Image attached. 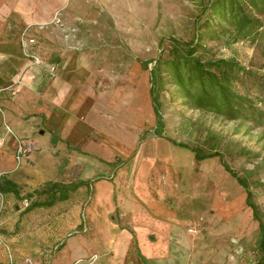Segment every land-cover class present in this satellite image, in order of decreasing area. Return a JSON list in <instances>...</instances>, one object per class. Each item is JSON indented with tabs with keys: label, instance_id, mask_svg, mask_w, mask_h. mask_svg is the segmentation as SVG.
I'll list each match as a JSON object with an SVG mask.
<instances>
[{
	"label": "rangeland",
	"instance_id": "1",
	"mask_svg": "<svg viewBox=\"0 0 264 264\" xmlns=\"http://www.w3.org/2000/svg\"><path fill=\"white\" fill-rule=\"evenodd\" d=\"M132 1V7H113L111 24L96 31L98 49H109L110 54L98 56L106 71L93 77L115 95L101 98L100 121L95 120V125L88 118H92V105L84 103L82 124L71 137L64 136L63 31L50 22L53 16L44 20L43 27L38 24L43 21H38L22 30H43L39 42L43 45L37 50L41 63L56 65L55 72L50 66L43 71L47 86L42 93L49 91L52 114L35 117L25 107L21 112L16 103L17 77L0 85V134L6 121L14 130L9 141L0 145V181L8 176L18 188V192L0 191V264H61L64 259L62 264H131L133 255H139L138 264H257L259 221L252 204L246 202V193L249 189L250 202L256 204L264 222V2ZM243 16L258 18L259 26L239 29ZM170 36L197 42L196 53L202 59L233 58L240 70L231 88L246 94L260 111L245 107L240 116L230 117L200 106L199 82L186 89V70L179 74L162 64L157 85L165 126L164 135H156L151 69L166 51L161 38L166 37V46ZM104 60L110 64H103ZM129 60L132 63L127 66ZM20 139L33 142L21 159L15 151ZM172 139L198 146L204 153L218 150L223 160L219 155L198 159L194 150ZM105 179L111 181L112 201L107 215L101 217L106 224L96 225L92 216L95 193ZM69 185L77 186L68 190L67 201L70 206L81 203L84 219L77 230L61 227L65 221V215H57L61 208L36 205ZM133 205L150 216H173V229L163 236L146 230L153 243L150 251L141 247L144 254L124 243L130 227L126 215ZM108 220L117 223L111 227ZM76 234L80 235L70 239L72 248L63 245ZM76 239L86 247L93 243L96 249L73 260Z\"/></svg>",
	"mask_w": 264,
	"mask_h": 264
},
{
	"label": "crops",
	"instance_id": "2",
	"mask_svg": "<svg viewBox=\"0 0 264 264\" xmlns=\"http://www.w3.org/2000/svg\"><path fill=\"white\" fill-rule=\"evenodd\" d=\"M132 2V0H0V85L9 83L11 79L14 80L16 77L17 80L20 79L16 103L21 112L24 113L23 107H25L34 112L35 117L51 116L52 114V109L47 101L49 91L42 93L44 86H47L43 80V71L45 68H49L50 64L47 61L40 63V65L31 64L25 57L20 35L29 23L49 20L54 11L60 9L64 23L68 27H77L73 36L68 40L64 38V136L71 137L78 134L80 124H82L83 104L86 102L92 105V118L90 115L88 117L92 124L95 125V120L100 121L101 98L110 99L115 93L113 89H102L97 82L98 78L94 79L93 77L98 72L104 73L106 71V66L101 67L98 56H109L110 54L109 49H105V52L98 49L100 41H98L96 31H98L99 26H104V29H107L108 25L111 24L110 20L113 21V17L110 14H112L113 7H132ZM42 32L43 30L38 27H33L31 30V33L38 37L40 43H42L40 37ZM105 40L108 42V37ZM127 63L125 64L128 66L132 61L129 60ZM103 64L108 65L110 63L104 60ZM11 135L12 133L6 135L5 143L9 141ZM16 148L17 143L15 151ZM110 182L107 179L100 181L96 189L92 213L96 225H104L107 222L101 217L107 215L106 207L112 201ZM69 197L70 195L65 202V199H59L58 202L56 200V203L54 202L49 206H54L55 209L61 208V212L57 214L61 217L65 215V221L61 227L67 230H77L78 227L84 225L80 211L81 203L77 202L76 205L70 206L69 201H67ZM139 208L140 206L133 205L129 210L130 213L126 215L130 227L124 233V243L131 248L138 247L143 253L141 247L150 251L153 243L147 237L146 230H157L163 236L164 232L172 231L173 226L170 221H172L173 216L169 214H161L160 217L150 216L144 209ZM97 218L99 220L104 219V222H97ZM108 222L110 226L117 223L114 220H108ZM79 235L76 234L67 238L63 245L72 248L70 239ZM76 241L78 242V250L73 260L96 249L93 243H89L86 247L85 243H81L79 239ZM141 252H139L140 255L146 256ZM56 256L54 260L57 259ZM138 257L139 255L129 257L131 264H138ZM64 262L66 259L61 261V264Z\"/></svg>",
	"mask_w": 264,
	"mask_h": 264
},
{
	"label": "trees",
	"instance_id": "3",
	"mask_svg": "<svg viewBox=\"0 0 264 264\" xmlns=\"http://www.w3.org/2000/svg\"><path fill=\"white\" fill-rule=\"evenodd\" d=\"M258 1L264 2V0H252L253 4H257ZM259 21L260 20L256 17L249 18L247 16H243L238 28H246V30L250 31L252 30V25L259 26ZM169 38L170 41L166 46L164 43L166 37L161 38L160 45L166 49L165 52L168 53L166 54L165 52H161L155 65L151 69L150 92L157 119L155 125L156 134L164 135L163 129L165 126L159 87L157 85V82L160 83L162 78V64L172 66V69L176 70L179 74H181L182 69L186 70L185 72L189 77V84L184 85L186 89L193 87L194 83L199 82L201 88L198 91L196 98L197 104L200 106L216 109L230 117L240 116L245 107L250 110L260 111L259 106L246 94L238 93L231 88V82L238 77V72L240 70V67L233 58L220 57L217 59H202L196 53L198 50L197 42L183 41L174 36H170ZM188 94H190V89L188 90ZM172 140L181 146L190 147L195 151V155L198 159L219 155L220 160H223V154L218 150L204 153L198 146L190 145L185 141L175 139ZM231 172L247 189V183L243 181L241 175L233 169ZM76 186L77 185H69L64 189H60V193H54L51 195L49 200L39 201L36 205H52L56 200L68 197V190L75 189ZM3 190H13L18 192L17 183L12 178L4 176L3 180L0 181V191ZM250 196V190L247 189L246 202L248 204H252L253 214L258 219L260 228V238L258 240V244L261 255L258 258L257 264H264V222L258 216L256 204L250 202Z\"/></svg>",
	"mask_w": 264,
	"mask_h": 264
},
{
	"label": "built area",
	"instance_id": "4",
	"mask_svg": "<svg viewBox=\"0 0 264 264\" xmlns=\"http://www.w3.org/2000/svg\"><path fill=\"white\" fill-rule=\"evenodd\" d=\"M50 22L57 23L61 27V29L63 31L64 38L66 40H68L71 36H73V34H75V32L77 31L76 26L68 27L63 22L62 14H61L60 10H56L54 12V15H53ZM38 24H40L39 26L43 27V26H45V24H47V22L43 21V22H39ZM20 42H21V44L25 50V53L30 58H34L35 62L37 64L42 62V58L37 52L38 47L40 45L39 40L35 34L28 32L27 29H25L21 34ZM50 70H51V72H55L56 65L51 64ZM4 127H5V133L0 134V145H3L5 143L7 134L14 133L13 127L7 121L5 122ZM32 147H33L32 141H29L26 139L18 140L17 148H16L17 157L19 159H21L24 155H26L32 149Z\"/></svg>",
	"mask_w": 264,
	"mask_h": 264
},
{
	"label": "water",
	"instance_id": "5",
	"mask_svg": "<svg viewBox=\"0 0 264 264\" xmlns=\"http://www.w3.org/2000/svg\"><path fill=\"white\" fill-rule=\"evenodd\" d=\"M41 132H43V130Z\"/></svg>",
	"mask_w": 264,
	"mask_h": 264
}]
</instances>
